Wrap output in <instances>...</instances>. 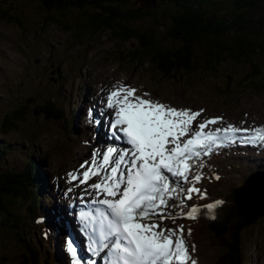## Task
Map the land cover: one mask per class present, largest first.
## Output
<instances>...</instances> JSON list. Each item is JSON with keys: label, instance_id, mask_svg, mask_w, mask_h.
Masks as SVG:
<instances>
[{"label": "rangeland", "instance_id": "obj_1", "mask_svg": "<svg viewBox=\"0 0 264 264\" xmlns=\"http://www.w3.org/2000/svg\"><path fill=\"white\" fill-rule=\"evenodd\" d=\"M139 8L147 16L142 22L131 25L144 32L151 25L156 29L161 24L163 26L156 33H161L160 41H163V30L169 26L170 16L175 9L168 5L160 6L155 0H133L128 6V10ZM233 8L231 3H225L220 7L221 14L229 16ZM0 9L18 17L24 26L22 28L0 16V145H7L11 149L0 168L19 174L24 170L27 159L33 157L41 160L38 172L46 180L47 189L44 192L52 190L58 204L63 199L68 203L66 206L71 208L76 197L79 201L86 191H92L86 185L77 186L69 174L80 171L82 161L92 158L94 152L99 154L100 147L103 148L100 139L102 137L103 140V134L109 136L108 129L106 125H103V129L98 128L102 131V136L101 133L99 135L97 126L100 124L96 121L103 119L108 123L109 120L108 116L102 115V105L100 108L96 105L97 97H102L104 92L107 95L117 86H130L137 90L138 95L148 93L144 97L146 99L178 109H205L201 121L222 116L223 122L209 125V131L227 127L228 124L248 129V132L235 137L237 143L226 145L201 161L204 165L203 179L209 182L218 174L223 193L219 197L220 191L213 190L212 196L206 200L197 198L190 203L225 201L214 210L216 219H211L209 210L202 208L196 219L197 230L190 226L192 220L189 219H178L176 224L170 220L161 222L162 226L166 224L169 227L183 224L192 258L197 264H216L221 253L219 239L212 226L226 219L229 221L232 217L231 205L226 202V197L242 187L255 173L264 171V142L245 140L250 133L257 134L258 131L259 137L264 136V92L254 91L248 78L257 71L260 75L255 80L264 82V0L248 16L251 25L249 33L261 44V48L250 58L255 67L245 61L246 58L229 57L220 64H208L210 68L214 66L212 71L208 69L181 83L177 80L163 81L150 60L136 66L133 63L126 65L117 52L135 49L138 41L124 42L110 29L97 32L84 28L91 11L74 10L69 14L55 12L48 16L38 0H16L13 3L0 0ZM232 34L229 35L230 39H234L235 34ZM46 106H54L62 120H50L38 112V109L45 111ZM92 109L95 110V119L90 115ZM12 112H21L26 120L19 123L17 130L2 133L4 120L12 116ZM192 167V175L198 174L199 164L193 162ZM197 186L205 190V183ZM69 189L72 191L69 192ZM92 195L84 202L94 198ZM84 202L77 204L80 207ZM26 206L28 203L22 208L14 205L11 211L25 216ZM69 208H65L67 214ZM6 217L5 213H0V264H25V243L19 240L16 229L6 226ZM44 220L46 217L39 221L41 231H44V235H41L44 243L40 242L49 252L44 261L66 264L62 249H67V234L65 236L56 223L50 221L47 225ZM229 223L228 226L233 227L239 222L232 219ZM68 224L70 229H76L72 222ZM246 227V230L240 231L243 240L241 254L251 258L250 264H264V217ZM189 228L191 235L188 234ZM20 230L27 238L29 231ZM36 235L39 237V230ZM30 242L38 244L35 237ZM192 245L196 246L194 251ZM198 247L201 248L200 252ZM243 262L246 263L245 260ZM69 264H73V261Z\"/></svg>", "mask_w": 264, "mask_h": 264}, {"label": "snow or ice", "instance_id": "obj_2", "mask_svg": "<svg viewBox=\"0 0 264 264\" xmlns=\"http://www.w3.org/2000/svg\"><path fill=\"white\" fill-rule=\"evenodd\" d=\"M145 96L148 93L138 95L130 86H118L107 94L102 101L107 111L102 115L110 118L106 126L112 143L103 152H94L80 171L69 174L77 186L92 190L86 195L95 194L90 202L97 207L91 214H80L92 224L89 239L95 247L89 250L103 253L107 264H197L184 225L169 227L161 222L196 220L202 208L216 219L214 210L225 201L190 203L208 198L207 190L197 186L204 178L201 161L237 143L235 137L248 129L228 124L209 131V125L224 118L201 121L205 109H178ZM90 115L95 119L94 109ZM97 123L104 125L103 119ZM257 139L264 142V136ZM193 162L199 164L196 175H192ZM257 198L264 202V189L251 191L244 208ZM66 244L73 264H85L70 237ZM195 247L191 246L193 251Z\"/></svg>", "mask_w": 264, "mask_h": 264}, {"label": "trees", "instance_id": "obj_3", "mask_svg": "<svg viewBox=\"0 0 264 264\" xmlns=\"http://www.w3.org/2000/svg\"><path fill=\"white\" fill-rule=\"evenodd\" d=\"M14 1L16 0H4L5 3ZM38 1L48 16L55 12L69 14L74 10L91 11L84 28L97 32L110 29L118 39L124 42L137 40L138 46L135 49L117 53L124 58L126 65L133 63L136 66L150 60L154 68L162 75L163 81L177 80L181 83L187 78H195L208 69L212 71L214 66L210 68L208 64L217 65L226 58H236L235 56L246 58L244 60L255 67L250 58L261 48V44L249 33L251 25L248 16L249 12L255 11L262 4L263 0H155L160 3V6L168 5L175 9V13L170 16L169 26L163 30L165 33L163 41H160L161 33H156L163 25L159 24L156 29L151 25L144 32H140L131 25L142 22L147 16L140 8L128 10L133 0ZM225 3H231L234 7L233 13L229 16L221 14L220 7ZM0 16L24 28L22 21L18 17L9 15L6 10L0 9ZM232 33L235 34L234 39L229 38V35H233ZM168 41L170 43H167ZM259 75L255 71L248 78L254 91L264 92V82L255 80ZM51 107L46 106L45 111L41 112L38 109V112L50 120H62V116H58L55 107ZM25 120L21 112H12V116L4 120L2 133L7 134L17 130L19 123ZM10 151L7 145H0V167L7 160ZM40 162L41 160L33 157L27 159L24 170L19 174L0 168V213H5L6 226L16 229L19 240L25 243L26 252L23 254L25 264H54L53 261H44L48 258L49 252L40 242L44 243L41 236L44 231H41L42 224L39 221L42 222L43 217L47 219L54 212H58L59 210L56 209L59 204L52 190L44 192L47 187L46 180L38 172ZM202 183H205V190L209 197L212 196L213 190L220 191L219 197L222 196L221 179L213 178L209 182L203 179L199 184ZM234 199L233 193L226 197V202L231 205V219L212 226L219 239L218 246L221 253L216 264H244V260L245 264H250L251 258L241 254L243 240L240 231L246 230L247 227L236 216ZM26 203L28 206H26L25 216L11 211L14 205L22 208ZM232 219H237L239 223L229 227ZM196 221L192 220L190 225L195 228L194 230H197ZM21 228L29 231L27 238L23 237ZM37 230H39V237L36 235ZM34 237L37 238L38 244L30 242Z\"/></svg>", "mask_w": 264, "mask_h": 264}, {"label": "bare ground", "instance_id": "obj_4", "mask_svg": "<svg viewBox=\"0 0 264 264\" xmlns=\"http://www.w3.org/2000/svg\"><path fill=\"white\" fill-rule=\"evenodd\" d=\"M122 80V79H121ZM125 86V85H123ZM118 87V86H117ZM111 91V90H110ZM109 91V92H110ZM106 93L104 92L102 94V97L98 96L97 97V102H96V105L100 108V105H102V108L104 110V112L107 111V109L104 107L102 101L106 98L107 95H105ZM147 98V97H146ZM99 110V109H98ZM101 112V111H100ZM93 116V115H92ZM91 117V116H90ZM107 117V116H106ZM110 118L107 117V120H109ZM101 120V119H100ZM104 121V120H103ZM97 122V121H96ZM104 125H107L106 122H104ZM102 128L103 129V125H99V127L97 126V130H99L98 128ZM108 129V128H107ZM98 132V131H97ZM255 132V131H254ZM101 133V136H102V131L99 130L98 134ZM259 131L257 132V134L255 133H250L249 134V138H246L245 140H252V141H255V140H258L257 138L259 137ZM262 133V132H261ZM100 135V134H99ZM238 136H241V133L238 135ZM100 138V136H99ZM98 138V139H99ZM100 142L102 143L101 145H103V148L101 149L100 147V153L101 151L104 150V148L106 147V144H110L112 143L111 141V138L110 136H107L105 134H103V140H102V137L100 139ZM100 146V145H99ZM97 148V147H95ZM92 155V154H91ZM92 158H86L82 161L81 165L84 164L86 161L87 162H91ZM81 165L79 168H81ZM88 192H91V191H88ZM86 195V194H85ZM89 196V195H88ZM77 198V197H76ZM76 198L74 199L75 201L72 202V207L69 208L68 206H66V202L67 201H63V199L59 202V205L57 207L56 210H59L58 212H54L52 215H50L46 220H44L45 223H47V225H49L48 222L52 221L54 223H56V226L57 228H59L61 231H64L63 233H65V236L67 234V237L71 238L73 240V236L70 235L69 231H73L74 233V239H76L77 241L74 242L77 243L75 244V246L77 247L78 249V254L83 257V260L85 262V264H100L99 260H96L95 258H93L91 256V254H89L88 252H86V249H85V244H84V241L83 239L85 240L84 238V227L81 225V221L77 219V216L76 214L81 210V208L79 207V205L77 204V202H82L86 199H88V197H79V201L76 200ZM84 205V204H81V206ZM65 208L67 210V208L70 209V212L67 214V212H65ZM55 210V211H56ZM85 213V211H83ZM56 219V221H55ZM69 221L72 222L73 224H75V227L76 229L75 230H72L70 229V226H69ZM49 228V226H48ZM51 231V230H50ZM72 233V232H71ZM60 237V236H59ZM65 239V238H64ZM74 241V240H73ZM67 246V245H66ZM63 247V245H62ZM64 248V247H63ZM198 252L201 251V248L198 247ZM62 254H63V257L64 255H66V262H64V259H63V262L66 263V264H69V262L72 261L71 259V253L66 249V250H63L62 249ZM90 262V263H89Z\"/></svg>", "mask_w": 264, "mask_h": 264}, {"label": "water", "instance_id": "obj_5", "mask_svg": "<svg viewBox=\"0 0 264 264\" xmlns=\"http://www.w3.org/2000/svg\"><path fill=\"white\" fill-rule=\"evenodd\" d=\"M264 189V171L255 173L245 181V184L234 191L236 204V216L240 218L245 226H251L264 217V202L257 198L244 208V203L251 191L260 192Z\"/></svg>", "mask_w": 264, "mask_h": 264}]
</instances>
